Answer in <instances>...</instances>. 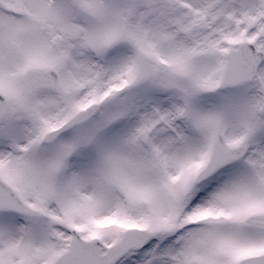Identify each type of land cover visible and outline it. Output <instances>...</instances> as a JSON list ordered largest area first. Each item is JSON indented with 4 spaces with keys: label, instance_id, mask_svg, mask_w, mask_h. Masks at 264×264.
I'll use <instances>...</instances> for the list:
<instances>
[{
    "label": "snow or ice",
    "instance_id": "obj_1",
    "mask_svg": "<svg viewBox=\"0 0 264 264\" xmlns=\"http://www.w3.org/2000/svg\"><path fill=\"white\" fill-rule=\"evenodd\" d=\"M0 264H264V0H0Z\"/></svg>",
    "mask_w": 264,
    "mask_h": 264
}]
</instances>
